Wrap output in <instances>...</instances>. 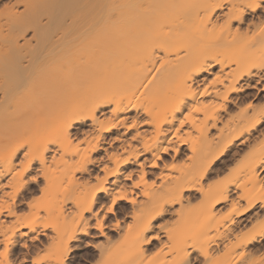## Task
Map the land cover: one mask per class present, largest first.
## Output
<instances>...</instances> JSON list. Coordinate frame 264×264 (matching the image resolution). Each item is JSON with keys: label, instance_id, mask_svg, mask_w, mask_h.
I'll list each match as a JSON object with an SVG mask.
<instances>
[{"label": "bare ground", "instance_id": "bare-ground-1", "mask_svg": "<svg viewBox=\"0 0 264 264\" xmlns=\"http://www.w3.org/2000/svg\"><path fill=\"white\" fill-rule=\"evenodd\" d=\"M257 3L0 0V264H73L81 244L87 264H249L264 250Z\"/></svg>", "mask_w": 264, "mask_h": 264}, {"label": "rangeland", "instance_id": "rangeland-1", "mask_svg": "<svg viewBox=\"0 0 264 264\" xmlns=\"http://www.w3.org/2000/svg\"><path fill=\"white\" fill-rule=\"evenodd\" d=\"M207 77H209V76H207ZM246 152V151H245ZM245 154V157H247L246 156V154L247 153H244ZM100 156V155H102V152H98L97 154H96V157L97 156ZM243 158H245L244 156H242ZM231 166V164H228L227 165V167H225L224 169H223V171L221 172V174H220V179L221 180H223V182L224 183H226V182H230L232 179H233V177L232 176H230V174H228V172L229 171H227V169H228V167H230ZM232 178V179H231ZM233 196H234V194H232ZM232 196V197H233ZM107 201V200H106ZM105 200L104 201H102L104 204L106 203L107 204V202H106ZM225 206V205H224ZM224 206H222V207H224ZM122 208V209H121ZM117 211H128L127 209H125L122 205H118V207H117ZM261 218H259V219H256L254 222H251V224H248L245 228H241L242 230H241V233H242V235H244V236H246V235H249L250 233H252L253 231H254V229H255V227H256V225L258 226L259 225V223L261 224V222H263L264 221V217H263V221H262V216H260ZM170 220V219H169ZM108 221H112L113 222V217L112 216H110L109 217V219H108ZM170 221H172V220H170ZM169 221V222H170ZM168 222V223H169ZM109 223V222H108ZM164 223H167V222H164ZM164 223L162 222V225L160 224V226H163L164 225ZM108 225H110V223L108 224ZM40 239H44L42 236H40ZM164 240V235H163V233H160V242H158L156 245H155V247H158L159 246V244L162 242ZM158 245V246H157ZM89 250V251H88ZM152 251H153V249H152ZM93 254V252L91 251V249H87V248H84V247H80V250L78 249V250H75V251H73V253L71 254V257H70V260L72 261V262H75V264H80V262L82 261L83 262V264H87V262L88 263H90L92 260H91V257L94 255H92ZM263 254H264V250H261L259 253H254L251 257H250V259H249V264H263L264 263V261L262 260V257H263ZM47 255V252L44 250V249H42V248H40L39 250H34L33 252H31L30 253V259H34V260H36V261H43V263H44V257ZM90 258V259H89ZM10 259H14V257L10 254ZM90 261V262H89Z\"/></svg>", "mask_w": 264, "mask_h": 264}, {"label": "snow or ice", "instance_id": "snow-or-ice-1", "mask_svg": "<svg viewBox=\"0 0 264 264\" xmlns=\"http://www.w3.org/2000/svg\"><path fill=\"white\" fill-rule=\"evenodd\" d=\"M255 7L256 8L264 7V0H258V3L255 5ZM196 110H198V109H194V111H196ZM165 151H167V149H165ZM32 179H33V181H35L37 178L33 177ZM101 191H103V190H101ZM121 199H124V197L123 196H116V197L112 198L111 204H108L105 206L107 212L113 213L114 212V206L117 204V200H121ZM89 211L94 212L95 209H89ZM93 223H94V227L97 231V235H102L104 233L105 226L107 223V217H104L103 213H100ZM117 223H119V222L117 221ZM87 235H88V233L85 234V236H87ZM69 239H72V237H70ZM83 246H84L83 244L80 245V247H83ZM91 246H92V242H89L88 247L91 248ZM25 247H27V245H25ZM7 251H8V244H7V242H5L4 252L0 253V255H6ZM61 264H63V262H61ZM73 264H75V262H73ZM80 264H83V262L81 261Z\"/></svg>", "mask_w": 264, "mask_h": 264}]
</instances>
